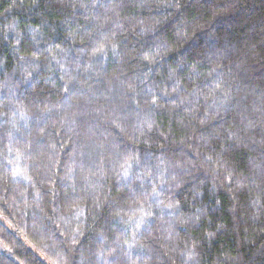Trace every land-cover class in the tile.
Returning a JSON list of instances; mask_svg holds the SVG:
<instances>
[{"label":"clouds","instance_id":"1","mask_svg":"<svg viewBox=\"0 0 264 264\" xmlns=\"http://www.w3.org/2000/svg\"><path fill=\"white\" fill-rule=\"evenodd\" d=\"M164 6L177 10L174 43L132 14L141 0H0V119L47 133L38 160L56 166L68 149L65 215L83 216L91 188L122 194L101 223L108 197H93L96 247L76 249L77 264L118 251L165 264L153 245L168 264H264V2ZM113 225L130 235L110 237ZM82 228L60 230L75 241Z\"/></svg>","mask_w":264,"mask_h":264},{"label":"trees","instance_id":"2","mask_svg":"<svg viewBox=\"0 0 264 264\" xmlns=\"http://www.w3.org/2000/svg\"><path fill=\"white\" fill-rule=\"evenodd\" d=\"M141 2L145 7L135 10L132 14L141 19L159 21L156 24L157 30L174 43L175 29L172 25L176 20L177 10L164 6L168 0ZM194 15L195 13L190 10L189 17ZM204 19L212 22V17L208 13L204 15ZM46 136L47 133L45 137H38L31 126L28 129L21 128L17 132L10 122L0 119V264H53L54 260L56 264H60L58 257L61 254L68 258L69 264H77L80 255L76 249L87 253L89 249L96 247V239L90 229L92 214L97 211L92 207L93 197L97 193L101 200L108 197L103 207L99 209L97 223H101L107 217L113 197L116 202H123L122 194L118 195L114 187L111 189L94 187L87 193H82L84 195L82 217H77L75 212L65 215L64 210L70 200L64 195L66 189L61 184L60 176L63 174L62 166L68 149L59 154V163L56 166H52L46 159L38 160L37 157L47 151ZM57 146L59 147V144ZM25 175L31 177V181L26 180ZM37 191L44 197L43 200H37ZM53 192H59V197H54ZM71 195L69 193V196ZM53 207H59L60 215H65L60 228L67 227L75 231L76 226L83 221V228L77 240L74 241L70 236L62 234L57 223L49 219L53 216ZM149 227L154 225L142 228L141 237L147 235ZM112 230L125 238L130 235L122 226L113 225L109 232L110 237ZM153 246L156 248L155 255L168 264L159 246ZM124 251H130L132 259L137 261L143 260L147 255L139 247L129 250L125 246ZM113 264H128L124 252L118 251L117 256L113 258Z\"/></svg>","mask_w":264,"mask_h":264}]
</instances>
